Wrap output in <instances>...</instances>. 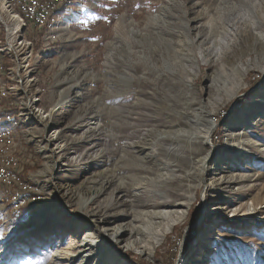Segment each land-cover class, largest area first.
I'll return each mask as SVG.
<instances>
[{
    "label": "rangeland",
    "instance_id": "1",
    "mask_svg": "<svg viewBox=\"0 0 264 264\" xmlns=\"http://www.w3.org/2000/svg\"><path fill=\"white\" fill-rule=\"evenodd\" d=\"M77 4L44 31L9 23L0 0V129L12 125V169L41 196L14 219L20 207L4 202L0 182V264H56V247L87 234L104 239L95 264H264V0ZM68 24L86 32L60 36ZM198 114L214 121V161L185 218L154 237L167 227L147 214L160 191L193 184L208 153L201 139L186 145ZM244 131L256 146L229 147ZM231 171L245 179L221 187ZM116 225L133 232L115 238Z\"/></svg>",
    "mask_w": 264,
    "mask_h": 264
},
{
    "label": "bare ground",
    "instance_id": "2",
    "mask_svg": "<svg viewBox=\"0 0 264 264\" xmlns=\"http://www.w3.org/2000/svg\"><path fill=\"white\" fill-rule=\"evenodd\" d=\"M2 1L4 3V7L7 13L10 14L8 18L9 23L11 22V23H15V25L16 24L20 25V29L21 27H24L27 24H30L31 26L37 29H43L45 26L49 24L50 21L55 22L54 18L55 15L58 14V12L65 11L73 7L74 4H76L79 0H2ZM29 10H33V12ZM63 29H67V27L63 25ZM239 68L242 76V81L240 83L241 85L245 83L243 82L245 79L244 75L247 73L249 66L242 64V66ZM2 69L3 66L0 60V70ZM4 95H5V89L0 90V106L2 105V99H3L2 96ZM33 107H35V104ZM29 112L32 113L31 110ZM195 121H196L195 124L199 129L195 131V134L190 141L191 143L186 145L191 147L195 145L193 143L194 138L197 141L201 139L204 142V145L206 146L208 153L206 151L207 154L199 157V160L196 163L198 179L194 181L193 184H189L184 188L181 187L177 193L174 191L169 192L166 189L160 191L162 192L161 197H157V199L153 202V206H151L153 208L152 211H148L147 214H151L152 216H156L159 219L166 221L167 227L162 228L160 233L156 232L154 234V237L158 238L160 234L165 233L166 231L172 229L173 225H175L178 221H181L185 218V216L188 214L190 208L189 206L193 203V200L196 198L197 186L199 184L206 183L208 176L207 175L208 164L214 161V158L212 157V153H211L212 145H213V142H211V137L215 130L214 121L209 116H207L206 119L200 120V114H198V117H196ZM0 131H1L0 132V182L3 184V189L1 190V196L4 199V202H7L12 207L21 208L26 206L29 202L41 200V196L36 195L34 191L31 190L32 185L31 186L27 185V183L23 179L19 178L17 174V170L12 169L14 163L13 162L14 161L13 151L15 148L14 144L16 143L13 128L11 126H5L2 127ZM246 134H247L246 131H244L243 134L241 132L240 134H237L236 132H232L230 138L227 140L229 143V147H232L233 149L237 148L239 149V151L242 149V152H244L246 151V146L248 144L256 146L254 145L256 144L254 141H248V138H246L247 137ZM177 138L179 137H175L174 139ZM152 143L153 144L151 145L150 152H152L157 146V143L155 141H153ZM178 144L180 145L181 142H179ZM178 144L177 146H179ZM210 149L211 151L209 153ZM145 151L147 152L146 153L143 152V154L146 155L151 154L148 153L149 149ZM170 155L171 153L167 155L169 156L168 158H170ZM168 158L165 157V159L169 160ZM148 161L153 162L152 160H148ZM168 167L169 165L166 164V166H163L158 170L160 172L159 177L153 179L154 181L157 180L156 185L158 184L159 186L165 184V183L164 184H160V183L164 181L163 176L168 173V171H166L168 170L167 169ZM164 169L166 173L163 172ZM213 173L216 174V177L219 175L218 173H215V169L213 170ZM231 173L232 175H225L220 177L221 181L224 180L223 183H221L220 185L221 187L222 186L224 187L225 185H229L231 183L233 185H236L238 182H241L242 179H245L243 176L237 178L235 176L234 171H231ZM94 182L100 184V181L97 178H95ZM17 184L20 186H16ZM106 184L107 182L104 185ZM104 185H101L100 187L94 189L93 191L94 197L97 198L100 192L103 189H105ZM177 206L179 207L181 206L182 209H179ZM112 232L115 238L121 239L123 236H126L129 233L132 234L133 231L125 229L123 225H116L113 227ZM89 237L90 234H87L83 238H81V240L72 241L73 242L72 250L67 249V251H65L66 249H61L60 247H56L55 248L56 256L55 255L53 256L54 259L53 261H55L56 264H62L63 263L62 258H65L71 264L97 263V261L101 259L100 257L101 252L97 251V249L99 248V245L104 244L103 243L104 239L100 241L98 240L91 241ZM156 242L159 243V240H156ZM134 245H135L134 241L129 240L128 247ZM77 248L80 249L78 250ZM143 251L145 252V250ZM111 263H113V261Z\"/></svg>",
    "mask_w": 264,
    "mask_h": 264
},
{
    "label": "trees",
    "instance_id": "3",
    "mask_svg": "<svg viewBox=\"0 0 264 264\" xmlns=\"http://www.w3.org/2000/svg\"><path fill=\"white\" fill-rule=\"evenodd\" d=\"M247 97L248 96H244V97H242V98H240L238 100V102L236 103L237 106H234L233 114L234 113L236 114L237 112H239V110L241 109L242 104L247 99ZM32 208H33V204L31 203V204H28V205L18 209L17 211H15L17 213L15 214L14 219H15V217H17L19 219L24 218L26 215H28L29 212H31ZM191 213H192V216L189 218L187 223L194 224V222H196L198 219H200L201 216L203 215L202 207H200L198 210H194V208H193ZM174 229H175V232L178 233V230H181L182 226L178 225ZM129 255H130V257L133 256V254H131V253ZM139 261H140V259H139Z\"/></svg>",
    "mask_w": 264,
    "mask_h": 264
},
{
    "label": "crops",
    "instance_id": "4",
    "mask_svg": "<svg viewBox=\"0 0 264 264\" xmlns=\"http://www.w3.org/2000/svg\"><path fill=\"white\" fill-rule=\"evenodd\" d=\"M79 2H82V0L81 1H79ZM79 2H77V3H79ZM74 4V6L72 7L73 9H72V11L74 12L75 11V7L76 8H78V6H80L81 4ZM83 5H85V4H83ZM61 13V12H60ZM59 14V13H58ZM62 14V13H61ZM61 14L60 15H58L56 18H54L55 19V21L57 20V21H59V20H61V18H59L60 16H61ZM54 24H55V22H54ZM48 27V26H47ZM50 29H51V27L49 26V28H48V32H50ZM42 30H44V31H46V27H44ZM61 33H60V36L61 35H64V34H67V35H72V36H75L76 34H79V33H85L86 31H83V30H80L79 28H76V26H75V29L74 28H72V26L71 25H67V29H62L61 31H60ZM59 36V37H60ZM57 39V37H54L53 38V40H56ZM68 44V43H67ZM75 45V42H72V44H71V46H74ZM73 48V47H72ZM73 49H75V48H73ZM10 121H13V120H11L10 119ZM7 122H8V120H7ZM5 126H11L12 127V125L10 124V125H1V128L2 127H5ZM21 126V125H20ZM20 126H18L15 130L17 131V133L16 134H18L17 136H19V132H20ZM13 128V127H12ZM1 130V129H0ZM28 131H26V133H25V136L27 137V132H29V129H27ZM1 132V131H0ZM18 139L20 138V137H17Z\"/></svg>",
    "mask_w": 264,
    "mask_h": 264
},
{
    "label": "built area",
    "instance_id": "5",
    "mask_svg": "<svg viewBox=\"0 0 264 264\" xmlns=\"http://www.w3.org/2000/svg\"><path fill=\"white\" fill-rule=\"evenodd\" d=\"M29 11L33 12V10H29ZM28 21H31V20H28Z\"/></svg>",
    "mask_w": 264,
    "mask_h": 264
}]
</instances>
